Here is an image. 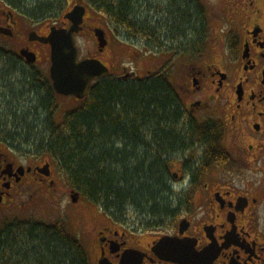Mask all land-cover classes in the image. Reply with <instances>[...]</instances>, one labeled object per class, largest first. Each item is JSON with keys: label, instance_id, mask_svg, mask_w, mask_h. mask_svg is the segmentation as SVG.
<instances>
[{"label": "flooded vegetation", "instance_id": "flooded-vegetation-1", "mask_svg": "<svg viewBox=\"0 0 264 264\" xmlns=\"http://www.w3.org/2000/svg\"><path fill=\"white\" fill-rule=\"evenodd\" d=\"M44 2L47 6L39 11L33 0H0V51L12 58L9 62L21 67V75L29 74L41 83L50 77L52 55L51 45L42 40L52 29L72 27L66 15L75 6L86 8L75 40L82 35L95 38L98 52L105 53L108 46L102 48L98 36L104 33L109 45L105 30L97 24L99 18L86 0ZM214 5L216 11L209 12V19L219 26L208 38L207 33L197 38L192 52L155 47L158 54L154 57L160 60L164 56L161 66L168 63L171 53L185 56L187 61L177 84L170 79L171 70L168 74L166 70H148L138 78L134 72L124 74L127 68H123L119 77L137 80L166 74L186 115L185 123L218 121L224 162L204 170L197 169V161L189 160L190 149L172 155V165L166 170L168 208L159 217L168 222L159 228L147 225L136 212L132 216L128 208L118 219L97 209L92 225L85 227L89 264H204L169 255L165 247L172 243L183 244L188 251L189 243H194L197 252L215 245L219 254L211 264H264V234L258 226L264 206V6L262 0H217ZM89 58L107 66L97 52L84 59ZM108 75H112L110 70ZM18 89L22 91V87ZM57 112V106L49 109L54 118ZM196 149L199 156L203 155L200 144ZM235 161L241 169L256 167L263 177L260 185L236 183L234 171L228 168ZM38 164L0 145V207L23 192L21 188L48 180L53 184L51 163ZM46 165L49 174L39 170ZM72 192L80 195L74 189ZM183 221L188 222L187 227H181Z\"/></svg>", "mask_w": 264, "mask_h": 264}, {"label": "trees", "instance_id": "trees-1", "mask_svg": "<svg viewBox=\"0 0 264 264\" xmlns=\"http://www.w3.org/2000/svg\"><path fill=\"white\" fill-rule=\"evenodd\" d=\"M86 1L116 30L152 33L159 46L168 45L162 40L168 34L175 39L181 33L188 40L184 47L192 52L196 39L207 33V9L201 0L156 1L168 4L166 9L153 8L162 30L168 31L161 37L160 30L141 18L142 11H151V0ZM33 2L39 11L45 9L44 0ZM195 30L189 40V32ZM11 59L0 51V144L22 156L34 157L35 152L54 161L74 190L117 219L128 205H135L139 218L150 227L168 222L159 217L168 208L166 170L176 151L192 150L188 158L197 161V169L224 162L218 121L185 123L186 115L166 74L137 80L108 75L95 80L81 105L57 123L49 114L57 96L50 77L41 83L29 74L21 75V67ZM13 73L21 77L15 82L22 91L10 81ZM197 144L203 155L195 152ZM228 168L235 172L241 166L235 161ZM0 264H89V257L79 238L62 223L24 222L0 230Z\"/></svg>", "mask_w": 264, "mask_h": 264}, {"label": "rangeland", "instance_id": "rangeland-1", "mask_svg": "<svg viewBox=\"0 0 264 264\" xmlns=\"http://www.w3.org/2000/svg\"><path fill=\"white\" fill-rule=\"evenodd\" d=\"M156 1L158 0H151V11H149V13L142 11L144 16L141 18H143V21L149 20L150 27L156 29L157 32L160 30L162 33L160 35L161 37L168 31L162 30V26L159 24L161 19H156L157 14H155L156 11L153 8H156L157 6V8L161 7L166 9L168 4L158 5ZM159 1L161 2V0ZM201 1H203L207 7V12L205 11L206 17L204 16V18L208 21L206 36V38H208V35H211L213 28L219 26V23L216 20L213 18L211 20L209 19V12L216 11L213 7L215 6L214 3L217 0ZM74 2H76V0H74ZM262 5L264 6V0H262ZM143 10L146 9L143 7ZM91 11L99 18V20H97V24H100V26H102L105 30L107 38L109 39V45L107 44L108 48L106 49L105 53H100L97 50L98 43L95 38L85 39L83 35L79 36L75 41L79 50L80 59H84L90 55H95L97 52L99 58L107 64L110 73L115 76H120L123 68H127L124 74L134 72L137 74L138 78H143V76L147 74L148 70L154 72L166 70L164 72L166 74H168V71L171 70V81L175 82L176 84L178 83L181 78L184 65L187 61L185 60V56H176L174 53H171L168 56V63L161 66L164 56H162L159 60L158 58L154 57V55L158 54V51L155 47H159L160 50L168 49L175 50V53L179 51L185 53L186 48L184 47V44L186 43V46L188 40H183L181 33L174 35L175 39L173 36L171 39L170 34H168L167 36L169 38L167 36L164 37L165 40H168V45L159 46L156 44L157 42L152 33L146 32L143 34H137L138 30L124 27L116 30L112 26L108 17L102 13H96L94 10ZM102 20L103 23H101ZM119 30L122 31L120 32ZM172 34L173 33H171V35ZM196 34V30L195 32H189V40H193ZM1 66L5 65L1 64ZM8 69L9 68L6 67L5 70ZM9 78L16 89L20 87V83L15 82V79L21 78L20 76L17 77L13 73ZM1 86L2 84L0 83V93ZM54 97L55 106L58 107V112L55 116L57 123H61L64 119V116L68 112L72 111L76 107H79L82 103L80 100H75L74 98H69L66 96H53V99ZM32 149L33 148L28 147L29 151ZM28 159L31 161L34 160L35 162L39 163L38 165L40 166H43L46 162H50L52 169H54L53 175L51 177L53 184L51 185V181L48 180L44 184H38V186L33 184L31 187L21 188L23 192L19 191L18 194L10 198L9 202L5 203L6 206L2 205L0 207V230H2L5 225L21 224L24 222L44 223L49 225L59 222L65 225V228L71 234L76 235L81 241L82 245L88 251L89 239L86 237L87 231L85 230V227L92 225V216L96 210L100 208L84 199L81 195L77 197V203L73 201V188L70 185L68 177L54 161L48 159L44 155L40 157V155L38 156L37 153L35 154V152L34 157L30 155ZM255 169L256 167H247L233 172L236 183H238L240 186L250 183L253 185H260L263 177L261 172L255 171ZM127 208L131 211V213L133 212L134 215L132 216H135L137 207L135 205H128ZM259 217L260 219L258 221V226L261 233L264 234V206L261 209ZM253 229L254 231H257L255 226H253Z\"/></svg>", "mask_w": 264, "mask_h": 264}, {"label": "water", "instance_id": "water-1", "mask_svg": "<svg viewBox=\"0 0 264 264\" xmlns=\"http://www.w3.org/2000/svg\"><path fill=\"white\" fill-rule=\"evenodd\" d=\"M86 13V8L82 5L75 6L66 17L73 22L72 27L67 29H52L50 35L42 41L49 43L52 48L50 76L53 82L54 91L64 96H74L77 99H84L90 84L105 75L109 74V69L97 59L79 60V53L76 47L74 34L79 31V25ZM101 47L105 48L108 42L104 39V33H98ZM40 171H47L46 165ZM73 201L77 202L76 195L72 196ZM187 227L188 222L183 221L181 227ZM189 242H191L190 239ZM187 242H185L186 244ZM189 251L182 247L183 244H168L165 249L168 254L198 263L211 264L218 257L219 248L215 245L210 246L202 252L195 250V244L189 243Z\"/></svg>", "mask_w": 264, "mask_h": 264}, {"label": "bare ground", "instance_id": "bare-ground-1", "mask_svg": "<svg viewBox=\"0 0 264 264\" xmlns=\"http://www.w3.org/2000/svg\"><path fill=\"white\" fill-rule=\"evenodd\" d=\"M114 77H117V78H120L119 76H115V75H113Z\"/></svg>", "mask_w": 264, "mask_h": 264}]
</instances>
